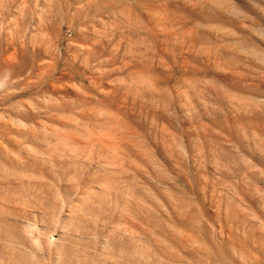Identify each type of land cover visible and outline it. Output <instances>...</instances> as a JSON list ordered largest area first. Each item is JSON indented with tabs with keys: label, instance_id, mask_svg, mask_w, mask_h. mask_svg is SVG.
Instances as JSON below:
<instances>
[{
	"label": "rangeland",
	"instance_id": "obj_1",
	"mask_svg": "<svg viewBox=\"0 0 264 264\" xmlns=\"http://www.w3.org/2000/svg\"><path fill=\"white\" fill-rule=\"evenodd\" d=\"M0 264H264V0H0Z\"/></svg>",
	"mask_w": 264,
	"mask_h": 264
}]
</instances>
